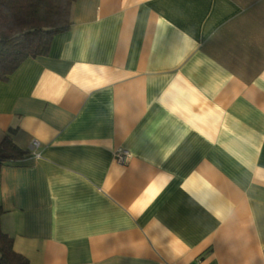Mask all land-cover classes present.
Instances as JSON below:
<instances>
[{"label": "crops", "instance_id": "1", "mask_svg": "<svg viewBox=\"0 0 264 264\" xmlns=\"http://www.w3.org/2000/svg\"><path fill=\"white\" fill-rule=\"evenodd\" d=\"M9 127L28 264H264V0H75L0 82Z\"/></svg>", "mask_w": 264, "mask_h": 264}, {"label": "trees", "instance_id": "2", "mask_svg": "<svg viewBox=\"0 0 264 264\" xmlns=\"http://www.w3.org/2000/svg\"><path fill=\"white\" fill-rule=\"evenodd\" d=\"M75 0H0V82L28 57L47 54L54 34L71 25ZM17 127H9L0 139V166L22 160L30 152L12 139ZM0 207V216L2 214ZM0 264H28L14 251L12 238L0 227Z\"/></svg>", "mask_w": 264, "mask_h": 264}, {"label": "built area", "instance_id": "3", "mask_svg": "<svg viewBox=\"0 0 264 264\" xmlns=\"http://www.w3.org/2000/svg\"><path fill=\"white\" fill-rule=\"evenodd\" d=\"M36 145H37L36 141H33L31 143V147H34ZM128 156H129V153L125 149H118L114 152V158L116 159L117 162H120V163H125Z\"/></svg>", "mask_w": 264, "mask_h": 264}]
</instances>
